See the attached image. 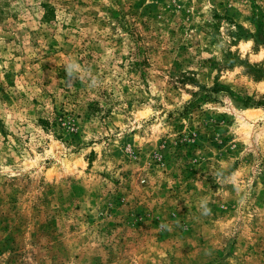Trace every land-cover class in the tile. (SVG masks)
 Returning a JSON list of instances; mask_svg holds the SVG:
<instances>
[{
    "label": "rangeland",
    "instance_id": "374dc122",
    "mask_svg": "<svg viewBox=\"0 0 264 264\" xmlns=\"http://www.w3.org/2000/svg\"><path fill=\"white\" fill-rule=\"evenodd\" d=\"M261 100L264 0H0V264H264Z\"/></svg>",
    "mask_w": 264,
    "mask_h": 264
},
{
    "label": "clouds",
    "instance_id": "9594fccd",
    "mask_svg": "<svg viewBox=\"0 0 264 264\" xmlns=\"http://www.w3.org/2000/svg\"><path fill=\"white\" fill-rule=\"evenodd\" d=\"M65 70L68 77H72L75 74L80 72V65L75 61H71L66 63ZM200 208L202 210V214L209 215L211 213V209L208 207V201H202Z\"/></svg>",
    "mask_w": 264,
    "mask_h": 264
},
{
    "label": "trees",
    "instance_id": "16d2710c",
    "mask_svg": "<svg viewBox=\"0 0 264 264\" xmlns=\"http://www.w3.org/2000/svg\"><path fill=\"white\" fill-rule=\"evenodd\" d=\"M253 19H256L255 15H254V18H253ZM258 21H260V20H258ZM257 103H260L261 105L264 106V100H261L260 102H256V104H257Z\"/></svg>",
    "mask_w": 264,
    "mask_h": 264
}]
</instances>
